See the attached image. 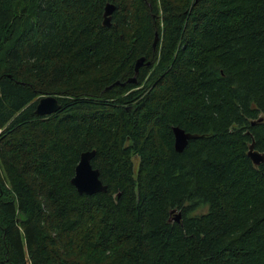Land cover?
<instances>
[{
  "label": "trees",
  "instance_id": "1",
  "mask_svg": "<svg viewBox=\"0 0 264 264\" xmlns=\"http://www.w3.org/2000/svg\"><path fill=\"white\" fill-rule=\"evenodd\" d=\"M252 142L264 0H0V264H264ZM93 150L107 192L79 195Z\"/></svg>",
  "mask_w": 264,
  "mask_h": 264
},
{
  "label": "water",
  "instance_id": "2",
  "mask_svg": "<svg viewBox=\"0 0 264 264\" xmlns=\"http://www.w3.org/2000/svg\"><path fill=\"white\" fill-rule=\"evenodd\" d=\"M115 10V7L112 4L107 3L104 6L102 14V25L106 28L111 26L112 14ZM159 37L156 34L153 42V47L158 43ZM144 58H139L134 66V76L128 79L126 82L129 84H136V76L139 72V69L142 66L149 67L150 63H144ZM115 83L114 85H117ZM124 86V84H121ZM60 110V104L56 97L46 96L38 100L35 106V115L44 117L50 116L57 113ZM173 138H174V150L177 153H182L186 148L188 142L194 137L186 133L183 129L179 127H173ZM95 156V151L83 152L80 154L79 161L75 167L74 175L70 181L71 185L75 188L76 192L79 195L91 196L96 193H106L107 188L104 186L99 178V170L95 169L91 165V161ZM247 157L254 166H259L264 164V152H258L254 148V143L252 142L248 147ZM117 198V197H116ZM115 198V199H116ZM170 214H174L172 218L175 222L179 223L181 220V212L177 210L171 211Z\"/></svg>",
  "mask_w": 264,
  "mask_h": 264
}]
</instances>
